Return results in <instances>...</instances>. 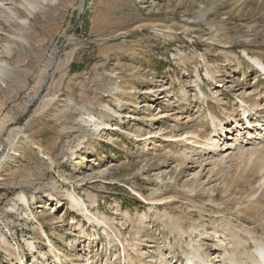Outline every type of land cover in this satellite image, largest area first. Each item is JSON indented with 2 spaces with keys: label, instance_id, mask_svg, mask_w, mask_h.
Here are the masks:
<instances>
[{
  "label": "rangeland",
  "instance_id": "1",
  "mask_svg": "<svg viewBox=\"0 0 264 264\" xmlns=\"http://www.w3.org/2000/svg\"><path fill=\"white\" fill-rule=\"evenodd\" d=\"M247 52L264 0H0V264H231L221 223L264 232V151L202 150L264 105Z\"/></svg>",
  "mask_w": 264,
  "mask_h": 264
},
{
  "label": "bare ground",
  "instance_id": "2",
  "mask_svg": "<svg viewBox=\"0 0 264 264\" xmlns=\"http://www.w3.org/2000/svg\"><path fill=\"white\" fill-rule=\"evenodd\" d=\"M256 32V31H255ZM248 57V60L252 63V65H254V67L256 68V73L261 72L264 76V60L262 58H260L259 56H255L250 54V52H247L246 54ZM209 71V70H208ZM211 72V71H210ZM207 72L208 75H210L211 73ZM213 75V74H212ZM216 78V77H215ZM264 79V78H263ZM222 81V80H220ZM260 81V79H259ZM221 85V84H220ZM226 89L231 87L233 88V85L228 83L225 84ZM231 88L228 89L231 90ZM234 90V89H233ZM156 91V90H155ZM203 93V92H202ZM200 95V94H199ZM218 100L220 99L219 96L217 97ZM249 98V99H248ZM248 100L251 99V96H248ZM264 99V96H263ZM242 105L240 106V110H239V114L241 115V118L238 116H234L233 115V119L231 120V124H234V126H228L226 125L225 121L223 122L220 118H218V120H220L218 122L215 121L216 117L212 116V121H213V126H215L216 129L217 126H222L223 131L220 134V138L219 140L217 139V137L215 138L214 136L209 137L206 141V143H204L205 145L203 146V148L205 147L204 150H202V152L206 153H212V152H217L221 157H220V161L224 160V158L227 157H231V155L233 154V152H231L230 150L233 149H238L239 151H251L252 154H257L258 151H264V120L262 119L264 117V105L263 107L258 108L257 112H254L251 108L248 102H246V100L242 99ZM259 104V103H258ZM180 111V110H179ZM163 115V114H162ZM166 115V114H165ZM164 116V115H163ZM232 116V115H231ZM256 116V117H255ZM94 116H89L88 121L87 122H91L94 121ZM247 121H249L247 123ZM227 122V121H226ZM234 122V123H232ZM212 123V122H211ZM98 126V125H97ZM176 129V128H175ZM215 129V130H216ZM221 129V128H220ZM161 130V129H160ZM172 131V130H171ZM225 131V132H224ZM163 132V131H162ZM167 132V131H166ZM218 132V131H217ZM238 133L239 135L236 136V141H234L233 143H230V140L233 139L234 137V133ZM154 133V132H153ZM183 135V134H182ZM195 136V135H194ZM176 137V136H175ZM190 138V137H189ZM194 138V137H193ZM180 139V138H179ZM183 139V138H182ZM175 140V139H174ZM259 140V141H257ZM194 141V140H192ZM196 141V140H195ZM222 141V142H221ZM250 141H253L252 144V148H247L246 146L248 144H250ZM199 142V141H196ZM221 142V143H220ZM203 144V143H202ZM202 148V149H203ZM186 149V148H185ZM200 149V148H199ZM190 150V149H189ZM196 151V150H195ZM246 153V152H245ZM250 153V154H251ZM203 154V153H201ZM262 154V153H261ZM187 155V154H186ZM207 155V154H206ZM212 155V154H211ZM263 155V154H262ZM190 156V155H189ZM250 156V155H249ZM214 157V156H213ZM252 157V155H251ZM194 158V157H193ZM185 159V158H184ZM187 160V159H186ZM195 161V160H194ZM205 161V160H204ZM211 162V161H210ZM206 164V163H205ZM217 165V164H216ZM243 180V179H242ZM197 181V180H196ZM209 181V180H208ZM237 183V182H236ZM90 193V192H89ZM158 193V192H157ZM138 196L140 198H142L143 200H146L147 198H145L140 192H138ZM67 195V194H66ZM89 195V194H88ZM92 195V194H91ZM154 196V195H153ZM158 196V195H157ZM71 204H72V208L76 209L77 211H79V213L83 214L86 218H88V222H98L99 224L101 223V218L100 215L99 217L96 216L97 214H95L94 212H91V210L89 209L88 204L85 202V200H83L81 198V196H77L76 194H74L73 192H69L68 196ZM92 197V196H91ZM155 197V196H154ZM153 197V198H154ZM196 197V196H195ZM22 200H26V196L22 195L21 197ZM90 198V197H89ZM94 198V197H92ZM210 199V198H209ZM93 200V199H92ZM96 200V199H95ZM91 201V200H90ZM148 201V200H147ZM163 201V200H162ZM24 202V201H23ZM92 202V201H91ZM149 203L155 205H159V204H163L165 202H161L158 199L155 198V200L148 201ZM94 204V203H93ZM97 205V204H96ZM227 205V204H226ZM92 206V205H91ZM45 207V206H44ZM249 207V206H248ZM150 208V207H149ZM152 208V206H151ZM237 209V207H236ZM245 209V208H244ZM251 209V208H250ZM253 209V208H252ZM187 210V209H186ZM212 210V209H211ZM204 211V210H203ZM242 211V210H241ZM256 211V210H255ZM206 212V211H205ZM251 212V211H249ZM244 214L247 213V210L245 212H243ZM255 214H260V211L254 212ZM242 214V213H241ZM251 214V213H250ZM255 214H253V216H255ZM160 215V214H159ZM240 214H238L239 216ZM69 216V215H68ZM166 216V215H165ZM164 216V217H165ZM244 216V215H243ZM102 217V216H101ZM141 218V217H140ZM144 218V217H143ZM167 218V217H166ZM171 219V217H169ZM260 218V217H258ZM64 219V218H63ZM105 219V218H104ZM103 219V220H104ZM142 219V218H141ZM240 219V218H239ZM102 220V221H103ZM173 220V219H172ZM106 221V220H105ZM108 221V220H107ZM222 221V220H221ZM236 221V220H235ZM234 221V222H235ZM223 222H225L223 220ZM254 222V221H253ZM103 223V222H102ZM79 224V223H78ZM222 224V223H221ZM220 224V228L223 230V232H225L223 234V236H219V238L223 239H219L220 244L221 245H225L224 248H226L227 246H229L230 244H233V249H234V254L233 257H231V259H233V261L231 262V264H264V232L263 233H257L256 230H252L251 228L246 232V235L250 236V240L249 242H244L240 239V236H245L242 235L241 232L239 230H237V228H239L238 225H234V223H231V221L228 220V223H225L223 225ZM40 225V224H39ZM243 225V224H242ZM79 226V225H78ZM110 226V225H109ZM171 226L172 228H177L178 223L172 221L171 222ZM216 227V226H215ZM260 227V226H259ZM109 228V227H108ZM107 228V229H108ZM113 228V227H111ZM219 228V226L217 227V231L221 230ZM81 229V228H80ZM261 229V228H260ZM114 230V229H113ZM264 230V229H263ZM42 231L45 233V228L42 227ZM107 231V230H106ZM87 232V231H86ZM185 232V231H184ZM204 234V233H203ZM116 235V234H115ZM118 235V233H117ZM224 236L227 239L224 240ZM112 237V236H111ZM48 240L50 241L49 237L47 236ZM5 241V240H4ZM111 241V240H110ZM120 241V240H119ZM226 242V243H225ZM51 243V241H50ZM4 244H8L7 242ZM7 246V245H6ZM191 248V247H190ZM223 248V249H224ZM199 248L196 250L198 251ZM218 250V249H217ZM219 250H221V248H219ZM192 251V250H191ZM194 253L189 252L188 256H187V262L189 264H206L207 260L206 258H199L198 254H196L195 250H193ZM231 252V251H230ZM198 253V252H197ZM203 253V252H202ZM220 260H216V262H222L223 264H228L226 262V257L224 255H222L221 253L217 255ZM221 256L223 258H221ZM165 257L166 256H162L161 257V262L164 263L165 262ZM230 258V257H229ZM57 259H61L59 256H57ZM160 261V260H159ZM164 261V262H163ZM167 262V261H166ZM160 263V262H159ZM32 264V263H31ZM181 264V262L179 263Z\"/></svg>",
  "mask_w": 264,
  "mask_h": 264
}]
</instances>
